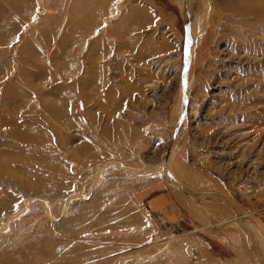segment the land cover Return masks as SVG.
I'll return each instance as SVG.
<instances>
[{"label": "rangeland", "instance_id": "obj_1", "mask_svg": "<svg viewBox=\"0 0 264 264\" xmlns=\"http://www.w3.org/2000/svg\"><path fill=\"white\" fill-rule=\"evenodd\" d=\"M0 264H264V0H0Z\"/></svg>", "mask_w": 264, "mask_h": 264}, {"label": "crops", "instance_id": "obj_2", "mask_svg": "<svg viewBox=\"0 0 264 264\" xmlns=\"http://www.w3.org/2000/svg\"><path fill=\"white\" fill-rule=\"evenodd\" d=\"M168 196L165 194H157L148 200V204L152 207V212L166 214V209L171 208V202H168Z\"/></svg>", "mask_w": 264, "mask_h": 264}, {"label": "built area", "instance_id": "obj_3", "mask_svg": "<svg viewBox=\"0 0 264 264\" xmlns=\"http://www.w3.org/2000/svg\"><path fill=\"white\" fill-rule=\"evenodd\" d=\"M238 188H240L245 193H251V188L247 181H241L238 185Z\"/></svg>", "mask_w": 264, "mask_h": 264}]
</instances>
